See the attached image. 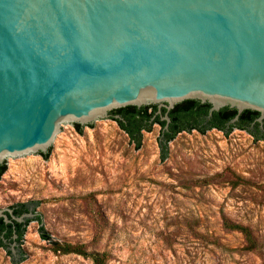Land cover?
<instances>
[{
  "label": "water",
  "instance_id": "95a60500",
  "mask_svg": "<svg viewBox=\"0 0 264 264\" xmlns=\"http://www.w3.org/2000/svg\"><path fill=\"white\" fill-rule=\"evenodd\" d=\"M186 99L263 125L264 0H0V164L128 105L165 107L168 129ZM35 214L0 208L7 224Z\"/></svg>",
  "mask_w": 264,
  "mask_h": 264
},
{
  "label": "rangeland",
  "instance_id": "374dc122",
  "mask_svg": "<svg viewBox=\"0 0 264 264\" xmlns=\"http://www.w3.org/2000/svg\"><path fill=\"white\" fill-rule=\"evenodd\" d=\"M161 132L137 149L111 115L74 121L52 151L9 160L0 208L32 201L36 214L0 264H264V139L182 131L163 158Z\"/></svg>",
  "mask_w": 264,
  "mask_h": 264
},
{
  "label": "trees",
  "instance_id": "16d2710c",
  "mask_svg": "<svg viewBox=\"0 0 264 264\" xmlns=\"http://www.w3.org/2000/svg\"><path fill=\"white\" fill-rule=\"evenodd\" d=\"M211 107V103L208 101L202 102L199 99H186L177 103L175 107L168 112V116L171 118L168 129H165L167 121L161 119V116L167 113V109L163 107L162 114H156L158 110L157 104L143 105L140 107L128 105L113 109L111 111V117L128 133L131 141L135 144L137 149L142 147L143 132L151 131L154 124H160L162 127L160 145L162 146L163 158H167L168 156V142L173 140L178 133L182 131H192L193 129H196L205 133L209 129L218 128L229 133L233 128H239L248 130L258 139H264V122L261 126V123L257 121L260 112L252 109H245L240 113L237 121L231 122V120L238 114L237 108L225 106L219 110L213 111L210 115ZM116 115H119V117H116ZM76 127L78 130H81L79 124H76ZM44 156L47 157L48 153L44 154ZM6 170L7 163L4 162L0 164V180ZM11 207L14 208V213L17 216L29 212L30 207H32L33 212H36L34 202L32 201L17 203ZM31 220V218H26L24 222L14 221L16 225L15 228L12 223L7 224L3 218H1L0 247H6L9 249V246L14 241V233H17L18 235L16 241L19 246L25 233L26 226ZM230 226L242 230L249 239L252 237L251 231L248 227L238 224H231ZM6 229L7 232L4 233L3 231ZM44 238L49 239L50 237L44 235ZM55 244L57 245L56 249L61 250L64 253L77 252L80 254H88L82 246L60 245L59 243ZM9 252H11L10 249ZM92 255L96 262H100L101 260L103 262L104 253H102V259L99 254Z\"/></svg>",
  "mask_w": 264,
  "mask_h": 264
},
{
  "label": "flooded vegetation",
  "instance_id": "af4514ba",
  "mask_svg": "<svg viewBox=\"0 0 264 264\" xmlns=\"http://www.w3.org/2000/svg\"><path fill=\"white\" fill-rule=\"evenodd\" d=\"M13 209H14V208H13ZM30 209H31V207H30ZM14 214H15V213H14ZM12 224H13V227H15V228H16V225H15V223L13 222ZM8 230H9V229H8ZM3 232H4V233H5V232H7V229H6V230H4ZM14 234H15V233H14ZM14 234H13V235H14ZM16 234H17V233H16ZM13 239H14V238H13ZM6 241H7V240H6Z\"/></svg>",
  "mask_w": 264,
  "mask_h": 264
}]
</instances>
